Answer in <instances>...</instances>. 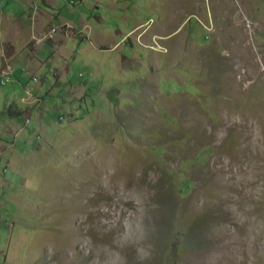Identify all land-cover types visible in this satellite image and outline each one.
<instances>
[{
    "label": "rangeland",
    "instance_id": "1",
    "mask_svg": "<svg viewBox=\"0 0 264 264\" xmlns=\"http://www.w3.org/2000/svg\"><path fill=\"white\" fill-rule=\"evenodd\" d=\"M56 5L0 0L59 15L0 51V264H264V0Z\"/></svg>",
    "mask_w": 264,
    "mask_h": 264
},
{
    "label": "crops",
    "instance_id": "2",
    "mask_svg": "<svg viewBox=\"0 0 264 264\" xmlns=\"http://www.w3.org/2000/svg\"><path fill=\"white\" fill-rule=\"evenodd\" d=\"M25 1H31V0H25ZM51 3L54 2V6H57V0H48ZM50 8V7H48ZM37 12V11H35ZM40 13L45 12V11H39ZM46 13V12H45ZM44 13V14H45ZM58 15V14H56ZM36 14L32 17L33 19V24H31V26L29 27L26 24L21 23L19 20H16L14 17L7 15L6 11H3L0 9V51H2V49L4 48V50L8 51L9 53L11 52V48L14 47L13 52H12V56L13 54L16 55L18 54L17 51H19L16 47V43L20 42V39H24L23 41V46L26 44L31 43L32 41L34 42H40L41 40H38L37 37L41 36L42 32L44 31L45 27L48 24H51L52 20H55V22L58 20L59 15L55 17V19H49V17L51 16V14H46V17H42L41 16L36 19ZM43 20H45V23L43 22ZM64 21H61L59 24H63ZM66 23L63 24V26H65ZM31 28V29H30ZM37 39V40H36ZM21 50V48H20ZM22 52V51H21ZM29 58H25V60L28 62ZM31 62H28L27 65L30 66ZM3 67V61H2V57H0V69ZM13 76V74H12ZM15 76V73H14ZM35 80V79H34ZM17 81L20 82V78L17 77ZM7 83V82H6ZM1 84H3V82H1ZM30 94V91L28 92ZM31 95V94H30ZM0 127H2L5 130L4 124L6 122H8L6 120L7 117H10L8 115V113H6L7 111V107H3L2 106V99L3 96H0ZM9 107H12V105H7ZM12 119V117H10ZM13 120V119H12ZM2 121V122H1ZM4 121V123H3ZM1 130V129H0ZM1 138V136H0ZM1 143V148L2 150H0V154L4 153L7 151V146L4 144V142L0 141Z\"/></svg>",
    "mask_w": 264,
    "mask_h": 264
},
{
    "label": "built area",
    "instance_id": "3",
    "mask_svg": "<svg viewBox=\"0 0 264 264\" xmlns=\"http://www.w3.org/2000/svg\"><path fill=\"white\" fill-rule=\"evenodd\" d=\"M12 66L7 63L0 72V82H9L12 77Z\"/></svg>",
    "mask_w": 264,
    "mask_h": 264
},
{
    "label": "trees",
    "instance_id": "4",
    "mask_svg": "<svg viewBox=\"0 0 264 264\" xmlns=\"http://www.w3.org/2000/svg\"><path fill=\"white\" fill-rule=\"evenodd\" d=\"M3 85V84H2ZM13 108L12 107H9L6 111V113H8V115L12 118H15V117H19L20 116V113L15 111V110H12Z\"/></svg>",
    "mask_w": 264,
    "mask_h": 264
},
{
    "label": "clouds",
    "instance_id": "5",
    "mask_svg": "<svg viewBox=\"0 0 264 264\" xmlns=\"http://www.w3.org/2000/svg\"><path fill=\"white\" fill-rule=\"evenodd\" d=\"M145 258H146V254H145V256L142 257V259H145Z\"/></svg>",
    "mask_w": 264,
    "mask_h": 264
},
{
    "label": "bare ground",
    "instance_id": "6",
    "mask_svg": "<svg viewBox=\"0 0 264 264\" xmlns=\"http://www.w3.org/2000/svg\"><path fill=\"white\" fill-rule=\"evenodd\" d=\"M13 74V73H12ZM6 84V82H3V85H5Z\"/></svg>",
    "mask_w": 264,
    "mask_h": 264
}]
</instances>
